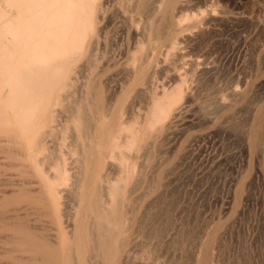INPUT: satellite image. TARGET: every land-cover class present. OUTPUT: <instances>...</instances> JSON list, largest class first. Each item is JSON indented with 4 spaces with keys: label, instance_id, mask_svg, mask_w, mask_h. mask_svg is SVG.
Instances as JSON below:
<instances>
[{
    "label": "rangeland",
    "instance_id": "obj_1",
    "mask_svg": "<svg viewBox=\"0 0 264 264\" xmlns=\"http://www.w3.org/2000/svg\"><path fill=\"white\" fill-rule=\"evenodd\" d=\"M99 1L98 6L103 10L99 11V8L97 11L100 12L97 15L101 16H97L96 37L94 35L91 38L97 47L90 42L84 56L70 70L68 76L73 74L71 80L68 81L67 76L64 82L51 85L52 89L58 85L60 88L54 92L48 116L40 120L44 129L35 140L36 145L42 143L37 145L40 151L35 154L42 168L51 162L46 166L48 170H44L52 174V160L56 161V157H60L63 163H68L69 175L82 176L79 179L81 182L87 181L86 178L92 175L98 181L104 175L102 181L106 182L118 178L115 175L117 173L114 174L116 170L111 168L110 158L107 160L108 155L102 158L105 161L96 163L98 166L93 165V174L90 175L88 166L92 153L87 145L91 138L83 136L84 129L74 121L70 110L72 112L71 108H74L76 115L84 112L87 121L91 117L88 122L99 125L105 119L108 122L114 120L115 125L120 121H127V124L134 121L139 128L137 134L131 131L136 141L131 149L123 152L125 197L120 203L121 207L118 206L120 208L116 217L121 225L120 235L114 237V243L112 238L107 240L100 236L95 228L88 229V233L94 234L93 239L114 244L115 264H264V0L187 2L185 13L217 10L224 13V21L227 22L201 25L196 28L199 31L202 29L201 32L196 29L184 31L183 34L187 32L196 38L193 37L194 40L189 44L185 43L187 45L183 44L181 51L184 50V61H178L174 66L168 62L172 56L166 57L161 45L169 41L163 39L152 44L150 52L152 50L155 54L153 65L156 67L151 69L156 70L150 69L148 72L151 81L149 86L146 84L148 82H145L146 88L144 84H139L141 87L138 85L142 90L137 85L131 87L134 74L125 73V69L130 59L128 57L133 53L132 48L134 50L136 46L131 30L136 25L140 32L143 29L140 38H146L147 41V37L142 36H146L155 25V21L150 20L148 25L145 23L148 29L145 31L143 20L146 19L138 14L148 4V0H131L134 3L128 4L126 20L133 23L130 21L129 25L127 21L128 26L123 20L126 16L115 9H119L122 3L119 10L125 11L124 0ZM133 4L136 6L132 8ZM135 7L138 8L137 12ZM194 31L197 32L195 35ZM89 49L93 50L91 54ZM148 49L140 54L141 58H146ZM190 60H198L201 63L199 67H217L212 75L199 76L197 72L194 78L197 82H188L197 87L194 103L188 102L185 96L188 90H183V94H186L179 102L178 110L169 114L161 125L149 130V100L152 102L158 97L156 95H160V98L159 91H162L163 86L170 91L174 87L171 82L173 67L176 66L175 70H181L178 72L182 73L189 69L187 62ZM192 73L190 71L187 74L191 76ZM189 84L190 90L192 86ZM236 86H239V90H245V94L237 100H230L227 98L228 90ZM124 90L128 94L122 98ZM59 95L61 100L55 106ZM218 97L225 99L228 104L226 109L215 106L214 100ZM3 105L4 116L13 122L10 109L6 104ZM121 113L124 116L119 120ZM174 113L176 115L171 116ZM89 132H92L91 129ZM2 155L4 157L3 152L0 153V183H16L17 171L8 165ZM117 157L115 155L111 162L120 166V158ZM106 160L111 165H106ZM2 162L7 164L3 165ZM9 194L5 197L9 198ZM10 195V203H14V196ZM58 201L61 203L60 210H70V213L77 210L78 204L75 202L77 205L73 207L72 197L63 195ZM13 207V204H9L8 214L2 215L0 211L1 220L11 214V210L15 209ZM37 213L35 210L29 211L30 222L37 223L33 226L48 227L58 235L57 220ZM66 219L61 218L64 222ZM66 232L71 235V230ZM52 239L57 240L54 237ZM94 242L84 243L81 255H72L71 252L70 264H105V258L101 255L104 249L101 244L96 246Z\"/></svg>",
    "mask_w": 264,
    "mask_h": 264
},
{
    "label": "bare ground",
    "instance_id": "obj_2",
    "mask_svg": "<svg viewBox=\"0 0 264 264\" xmlns=\"http://www.w3.org/2000/svg\"><path fill=\"white\" fill-rule=\"evenodd\" d=\"M98 1L0 0V98H3L0 100V143H2L0 145V153H4V157L3 155L2 157L7 160L10 167L15 168L17 171L15 175H18L16 183H0V198L2 199L0 201V211L2 215L9 213V204H13L15 207V209L13 207L14 210H11V214L8 217L6 215V219L1 220L0 218V264H70L71 252L72 255H81L83 254V244L86 242H90L91 244L94 241L96 246L101 244L102 249H104L100 253L105 258V264H115L116 262V249L113 246L114 244L111 245L109 244L110 241L106 242L105 240L97 241L95 237L93 239L92 236L94 234L88 233V229H90L89 227L95 228L100 233V236L107 238V240L112 238L113 242L114 237L116 238V236L120 235L121 229L119 228L121 225L116 217L121 207L120 203L125 197V156L123 152L125 149L132 148L136 137L131 131L134 130L137 134V131H139L138 126L133 123L134 121L131 123L128 122L129 124L126 123L127 121H120L115 125L113 124V119L112 122L105 121V119L99 125L97 123H91L92 121L88 122L91 117L87 121L88 117L84 112H82L83 115H81V112V114L76 115L74 108H71L73 109L72 112L68 109L74 121L81 126V129H84L83 133L85 134L82 133V130L80 133L83 136L85 135L86 138H91L87 145L92 153L88 166V171H91L90 175L93 174V165L100 163L104 160L102 159L104 155H108L107 160L110 158L109 162L112 164V170L118 171H112V174L114 172L118 176V178L114 176L116 179L113 180L112 178V181H102L104 175H102V180L98 181V178L92 175L91 178H86L87 181L81 182L79 179H82V176L79 178V176L69 175L70 170L66 166L68 163H63L59 159L60 157L58 159L56 157V161L52 160L53 166L51 168L54 172L51 171L50 173H53L49 175L45 170H48L46 166L51 164V162L44 165L46 167H44V170L40 160L35 155L40 151V146L38 147L37 145L42 144L38 143L36 145L35 143L40 131L42 128L44 129V124L41 125L40 120L48 116L49 107H51L52 100L54 99V92L57 88H60L58 85L52 89L53 86L51 85L53 83L64 82V80L68 79L67 76L70 70L77 64L76 62L80 60L79 58L82 55L84 56V51L88 48L90 42L93 43L91 38L94 35L96 37L95 33L98 28L96 27L98 24L97 16H101L97 15L100 14V12L97 13L100 8ZM189 1L192 2V0H148V4H145L142 10H139L138 14L141 15V18L146 19L143 20V25L149 23L150 20H154L155 25L149 31L146 28L148 24L144 27L146 28L145 31H148V34L142 37H147V41L145 40L146 38H140L141 34L143 35L142 28V33L137 28V25L135 29L133 28L134 31H132L133 29L131 30L132 39L135 41L136 46H134V50L132 48V55L128 49L131 57H128L130 59L127 61V68L125 67L126 72L124 71L125 73L134 74L131 87L144 84L146 88L145 82H148L146 83L147 86L151 82L149 80L150 78H148L150 76L148 72L155 66L153 65L155 64V54L152 50L150 52V46L152 44L155 45L163 39L169 41L168 44L162 42L161 45L164 47V55L166 54V57L172 56V60L168 62H172L171 66H174L178 61H184V50L183 52L181 51L183 44H189L188 42L194 40V36L189 35L187 32L183 34L184 31L200 28L201 25H207L213 22L221 23L224 21V13L220 11L216 12L217 10H207L208 12H205V10L204 13L200 11L197 14L185 13L187 10L186 6H188L186 3ZM124 2L125 5H123V8L125 11L123 9L120 11L122 3L121 6L119 3L120 10L115 9L126 16L127 9H129L128 4L134 2L131 0H124ZM135 2H138V0H135ZM134 6L136 5L133 4L132 8ZM136 9L138 8L135 7V11ZM101 10L103 9L100 8L99 11ZM130 10L128 11L132 12ZM122 13L120 14L122 15ZM127 17L123 18L122 16L123 20H126ZM130 21H128V24L132 22ZM128 24L126 23L127 26ZM196 30L199 31V29ZM196 33L194 31V35ZM141 40H145L146 43ZM134 41L132 42L134 43ZM94 43L96 44L95 41ZM94 43L92 46L95 45ZM92 46L89 48H92ZM94 47L93 50L97 46ZM147 47H149L147 51L149 53H146V58L143 59L145 56L143 55L144 57L141 58L140 54H143ZM93 50L89 51V54ZM92 57L94 58V56ZM187 63L189 69L184 72L182 71V73H180L181 70H175L176 66L173 67L171 82L174 83V87L170 88V91L167 90L168 87L164 88L160 84V87H162V91H159L161 97L158 98L160 95H156L158 97L152 99V102L149 100L151 103L149 102L148 104L151 105L148 109V114L146 113L148 115L147 123L149 130L157 125H161L170 116L169 114L176 111V109L178 110V104L186 92L187 95L185 96H187L188 102L194 103L196 101V86L193 87L190 84L195 83V81L197 82V79L194 80L196 73L198 72L199 76H210L217 67H213L212 65L211 67H199L201 63L198 60H190ZM154 69L151 70L154 71ZM190 71L191 73L193 72L191 76L187 74ZM70 76H73V74ZM70 76H68V81L72 78ZM188 84L193 88L191 87L189 90ZM61 88L64 89L65 87L62 86ZM186 89L188 91H184L185 93L183 94V90ZM1 91L4 93H1ZM127 94L128 91L126 90L125 94H122V98ZM243 94H245V90H239V86H236L228 90L227 98L237 100ZM59 98H56L55 106L61 100L60 95ZM3 104H6L10 109L13 122L7 116H4ZM117 104L119 105V103ZM214 104L221 110L226 109L228 106L222 97L216 98ZM120 115L119 120H121L123 114L121 113ZM174 115L176 114L174 113L171 116ZM90 129L92 131L91 133L89 132ZM82 134L80 135L82 136ZM39 141H41L40 138ZM84 144L87 143L84 142ZM35 145L37 146L36 148ZM115 155L116 157L118 155L120 158V161H118L121 162L120 166L111 162ZM83 158L81 157V160ZM107 160L106 162L108 164L106 163V165H109L110 163ZM9 166L7 167L10 168ZM108 168L111 169L110 167ZM8 193L14 196V203H10V200L12 201L10 194V199L7 198L8 196L5 197ZM63 195L72 197L73 205L77 202L78 207L75 213H70V210H60L59 205L61 203L58 199ZM76 205L73 207H76ZM34 210L38 212L37 215L40 213L41 216H52L57 220L58 235L52 233L48 227L39 226L37 228L34 227L35 225L33 226V224L37 225V223L30 222L29 216H31L30 214L32 212L29 214V211L34 212ZM62 211L63 213H61ZM62 217L67 218L65 222L61 220ZM35 219L37 220V218ZM44 224H47L46 221ZM68 229L71 230V235L66 232ZM52 237L57 240L54 241Z\"/></svg>",
    "mask_w": 264,
    "mask_h": 264
}]
</instances>
